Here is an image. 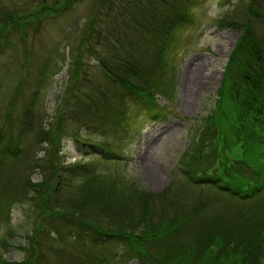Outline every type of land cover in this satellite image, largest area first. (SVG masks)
Wrapping results in <instances>:
<instances>
[{
    "label": "trees",
    "instance_id": "1",
    "mask_svg": "<svg viewBox=\"0 0 264 264\" xmlns=\"http://www.w3.org/2000/svg\"><path fill=\"white\" fill-rule=\"evenodd\" d=\"M107 1L98 0L99 8L106 7ZM192 1L145 0L140 14L130 13L140 39L125 44L116 38L120 48L111 44L109 54H93L107 81L140 97L149 116L168 111L158 103L157 95L167 102L173 100V68L163 56L176 47L178 29L194 21ZM259 3L264 5V0L243 2L242 19L219 20V24L240 31L239 41L227 63L212 114L194 128L199 137L192 139L191 150L181 158L160 193L147 192L128 179L121 142L115 141V147L113 143L100 145V152L93 153L94 159L88 164L64 166L59 154L65 131L62 113L54 126L44 130L39 117L31 112L32 104L22 108V125L9 146L11 150L1 148L7 131L4 126L0 128V212L7 209L8 213L17 203H31L35 212L32 234L25 237V259L5 264L123 262L122 254L120 259L111 254L107 261L108 254L100 251L110 243L123 245L127 258L137 264H264V34L258 36L252 26V21L264 26V10ZM70 4L71 0H64L58 12ZM93 30L91 24L89 32ZM4 33L0 29V48L7 44ZM153 37L158 47L160 43L157 62L152 57L145 59L147 43ZM86 40L84 36L74 57L69 87L73 97L83 74L84 54L91 51L82 49ZM94 95H85L93 108L104 111L105 120L118 119L121 124L124 108L113 109L104 95L101 99L105 104ZM74 99L77 109L80 99L77 95ZM36 123L40 127V132L35 131L37 144L46 145L47 150L39 160L32 159V169L43 175L33 182L27 177L32 166L27 156L25 160L16 156L27 155L21 142L34 132ZM233 151L238 154L229 166ZM6 154L15 156L10 158L14 164L7 162ZM68 173L80 174L77 182L69 183ZM205 191L209 194L201 197L199 192ZM223 199L236 204L235 212L215 206ZM4 238L0 239L3 249L10 247Z\"/></svg>",
    "mask_w": 264,
    "mask_h": 264
},
{
    "label": "rangeland",
    "instance_id": "2",
    "mask_svg": "<svg viewBox=\"0 0 264 264\" xmlns=\"http://www.w3.org/2000/svg\"><path fill=\"white\" fill-rule=\"evenodd\" d=\"M245 1L193 0L190 3L194 21L178 29L176 47H171V52L163 56L164 62L168 61L173 68L174 97L167 102L157 95L158 103L168 111L153 117L143 109L140 97L107 81L93 55L109 54L111 44L120 48L116 38L125 44L140 39L134 16L130 13L140 14V9L147 3L145 0H108L104 8H99L98 0H71L70 6L59 12L64 0H0V29H4L7 40V44L0 48V128L4 126L7 131L1 148L11 150L9 146L19 136L22 125L20 110L32 104L31 112L39 117L44 130L54 126L58 114L65 116L59 152L64 166L88 164L94 159V154L100 152V145L113 143L115 147L116 142H121L128 179L147 192L160 193L169 184L181 158L191 150L192 139L199 137L194 128L212 114L227 63L239 41L240 31L218 22L221 18L242 19ZM259 6L264 10L263 4L259 3ZM127 10L130 11L125 16ZM19 18L22 22H18ZM16 22L19 27H16ZM252 22L256 34L263 36L264 26ZM91 24L94 30L89 32ZM84 36L87 40L82 49L91 51L84 54L83 74L74 88V97L77 95L80 99L76 109L69 87L74 57ZM155 40L157 38L153 37L147 43V58H144L150 60L152 57V61L157 62L160 43L158 47ZM160 64L164 65L163 62ZM136 84L144 82L136 81ZM87 94L98 95L99 99L104 95L113 109L124 108L122 123H117L118 119L105 120L104 111L94 109L87 101ZM100 101L105 104L102 99ZM88 103L92 107L91 112L87 109ZM8 110L10 119L6 116ZM35 125L34 132L21 142L22 149L27 148V155L19 153L16 156H23V160L27 156V161L32 164L27 177L33 182L42 179L43 175L32 169V159L39 160L47 150L46 145L37 144L40 127L37 123ZM237 154L238 151H233L229 156V166ZM6 156L8 158L3 157L7 162L14 164L10 159L14 155ZM79 176L66 174L69 183L77 182ZM199 194L204 197L209 192ZM30 204L17 203L8 208V213L7 209L0 212V239L5 237L10 246L0 248L3 264L25 259V237L32 234L31 220L35 219ZM215 206L235 212L236 204L223 199ZM123 247L110 243L99 249L108 254L107 261L111 254L118 255L119 259L122 254L123 262L119 260L117 264H137L136 260L127 258Z\"/></svg>",
    "mask_w": 264,
    "mask_h": 264
}]
</instances>
